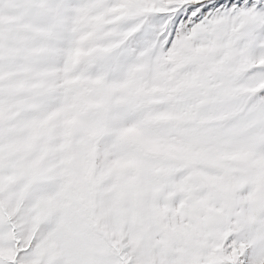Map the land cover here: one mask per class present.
<instances>
[{"label":"snow or ice","instance_id":"obj_1","mask_svg":"<svg viewBox=\"0 0 264 264\" xmlns=\"http://www.w3.org/2000/svg\"><path fill=\"white\" fill-rule=\"evenodd\" d=\"M0 264H264V0H0Z\"/></svg>","mask_w":264,"mask_h":264}]
</instances>
